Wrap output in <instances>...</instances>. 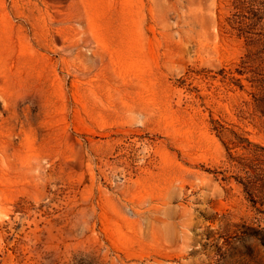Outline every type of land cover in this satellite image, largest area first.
<instances>
[{"label":"rangeland","instance_id":"1","mask_svg":"<svg viewBox=\"0 0 264 264\" xmlns=\"http://www.w3.org/2000/svg\"><path fill=\"white\" fill-rule=\"evenodd\" d=\"M237 12L0 0V264H264V9Z\"/></svg>","mask_w":264,"mask_h":264},{"label":"trees","instance_id":"2","mask_svg":"<svg viewBox=\"0 0 264 264\" xmlns=\"http://www.w3.org/2000/svg\"><path fill=\"white\" fill-rule=\"evenodd\" d=\"M235 7L238 12L234 15V23L238 25V30L242 32V28L239 26L241 23L240 17L243 16L245 18L246 12H249L255 16L264 9V3H260V0H235Z\"/></svg>","mask_w":264,"mask_h":264}]
</instances>
